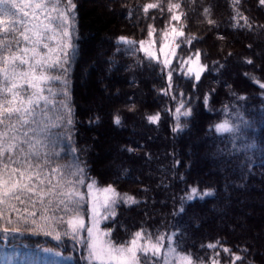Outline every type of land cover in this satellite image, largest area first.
I'll return each instance as SVG.
<instances>
[{"label": "snow or ice", "instance_id": "6c2138e0", "mask_svg": "<svg viewBox=\"0 0 264 264\" xmlns=\"http://www.w3.org/2000/svg\"><path fill=\"white\" fill-rule=\"evenodd\" d=\"M239 3L240 0H233V4ZM259 4L264 6V0H259ZM141 7L145 16L150 9H158L161 15L165 11L164 0L148 2ZM180 8V2L167 0V11L171 13L170 27L161 32L159 38L162 43L157 50H154L157 29L152 24L147 26V41H136L126 36L117 38L119 44L127 46L125 51L143 52L147 60L163 64L161 72L168 69L167 87L161 90L165 95L174 87L171 65L181 46L177 39L185 37L183 24L180 28L171 25V21L180 22L186 17V13L177 14L175 11ZM76 10L74 0H0V233L4 234L3 239L7 240L11 233L21 232L19 226L8 227L13 224L12 216L15 215V223L31 224L33 234L43 233L56 241L69 237L83 244L87 251L86 259L95 264H221L216 258L220 252L206 260L182 249L181 242L176 239L178 231L167 235L164 232L154 234L140 227L129 233L128 240L115 241L111 239L113 229L101 230V221L114 220L116 208L121 204L132 206L140 201L133 195L120 193L112 184L97 187V181L87 175L86 164L74 155L78 149L71 147L74 119L68 98L71 94L70 68L77 54L74 37ZM203 11L207 18L209 8ZM241 19L245 25L238 26L251 28L247 17L242 16ZM207 23L214 25L215 21L207 19ZM218 38L224 39L223 36ZM195 39V36L185 37L182 42L190 44ZM137 44L138 48L135 47ZM158 52L163 54V60ZM246 62L253 63L251 59ZM181 65L187 66L184 75L194 76L195 81L201 80L207 67L201 63L200 50L196 51L194 59L190 56L182 60ZM252 79L264 89V82L255 77ZM209 95L204 96L205 107L208 106ZM179 96L183 97L184 93L180 92ZM172 99L175 100L176 95ZM188 104L190 100L186 104L181 99L175 108L174 133L188 127L187 123L180 122L181 116L193 114ZM235 115L237 123L225 119L210 128L218 134L228 133L235 137L241 131V124H248L242 113ZM146 119L149 123H158L160 114L148 115ZM113 122L119 125L121 117L116 115ZM65 141L69 143L65 144ZM127 150L134 151L131 148ZM69 153L74 155L70 162L58 163ZM81 185L86 186V193L80 190ZM211 195V189L201 191L198 186H190L180 198L179 212H186L185 201ZM85 216H89L90 225L86 224ZM85 231L86 237L83 235ZM202 247L221 248L233 257L230 264L237 261L243 264L245 259L224 247L220 241ZM10 259L5 255L0 264H9ZM248 264L254 262L249 261Z\"/></svg>", "mask_w": 264, "mask_h": 264}, {"label": "trees", "instance_id": "16d2710c", "mask_svg": "<svg viewBox=\"0 0 264 264\" xmlns=\"http://www.w3.org/2000/svg\"><path fill=\"white\" fill-rule=\"evenodd\" d=\"M121 1L123 3L122 6L127 8L126 15H128V17L139 26L135 34H129L123 30H117L115 28L116 18L114 16L105 15L102 10L100 11L98 9L97 6L86 5L84 0H74L77 4V30L74 33L75 43L77 45V54L73 59L69 74V89L71 94L68 99L73 109L74 119V125L70 133V144L71 147L78 149V152L74 155L79 157L83 164H86L87 175L97 181V187H104L112 184L120 193H128L129 195L135 196L137 200L140 201L139 204L132 206L121 204L116 208L117 216L114 220L110 219L101 221V230L111 228L109 224L115 225L117 220L119 221L118 228L120 229V232L115 235V228H111L113 229L111 239L115 241H126L129 239V233L135 232L140 227L145 228L147 225V227L151 229L149 232L152 233H154L159 227V229L163 230L166 235L178 231V240H183L187 250L194 254H198L199 256H204L205 250H207L206 253L213 250L202 247V245L220 241L224 247L230 248L236 254L244 257L245 259L243 264H248L249 261L254 262V264H264V262L260 261L258 258V254L260 253L255 252L253 247L248 242L236 239L226 232L214 231L208 235H198V233H194V231L199 229V225L195 227L193 226L192 228L187 226L186 223L189 221L187 222V218L185 217L182 219V222L178 224H170L172 220L171 215H174L177 208L181 206L180 198L186 194L190 186H198L201 191L211 189L213 190V195L206 196L203 199H196L195 201H185L184 207L186 209H189L190 207H206L208 204L213 203L216 198H221L223 195V185L221 181L218 179L206 180L196 177L195 175H197L198 171L192 167L190 159L188 160L186 158L184 168L178 170V168L182 165V161L181 158L179 160V158H174L173 155H175L174 153L178 154L179 151L181 152L179 148L181 146H179L178 141H181L183 136L187 135L191 131L194 123L198 125V132L207 135L208 139L211 141L212 148L214 147L215 149H219L221 151L219 158L225 159V157H228L229 160L233 159L234 161L240 163L239 165H241L243 173L240 177H238V179L234 178L241 184L240 188H242L243 185H248L249 183L258 182L259 180L264 179V89H262L259 84L255 83L252 79L255 77L261 82H264V70H255L254 67H252L254 63L252 60L253 56L251 54H241V51H238V53L234 56L240 59L239 71L247 84V88L242 90L246 85L244 82H239L241 89H238L233 85L231 80L227 82L224 81L227 77L225 76V69L228 66L225 62L227 61V58L231 56L230 53L233 56V52L228 50L225 56H219L216 59H211L209 49L205 46V44H203V36H205L206 33V30L203 28L205 27V20L209 19L212 15H215L217 21H224V24H227L228 28L226 32H241L243 36H248L251 34L249 31L253 29L252 31H256L261 38H264V17H260L256 12V10L261 8L264 13V6L259 4V0H251L249 2V6L246 5V0H240L239 4H233V0H213L221 2L225 5V7L221 8L217 6V8L214 9L213 5L215 3L208 2L204 9L209 8L210 15L206 18L204 11L200 10V6H204L205 4H203V2L206 3L207 0H172L173 3H181V8L175 10L177 14L184 12L189 15L190 19L192 18L198 22H202L204 25L203 27L198 28L189 27L187 15L182 18L180 22L171 21V25H175L177 28H180L181 24L184 25L183 31L185 32V37L195 36L197 39L193 40L190 44L182 42L185 40V37L177 39V42L181 43V46L177 49V55L172 60L171 65L174 87L168 95H165L161 90L167 87L166 74L168 69L161 72V69L163 68L162 63L157 64L155 61L147 60L145 56L125 51L127 46L119 44L117 38L120 36H126L136 41H139L140 38L147 41L149 39L147 35V26L153 22H158L159 20H161L163 26L159 27L158 25L157 27L155 24L152 25L157 29V33L161 34L166 27H170L169 21L171 13L167 11V0H164L165 11L163 15H161V12L158 9H150L147 16L143 13L141 6L148 2H155V0ZM252 1H254L253 5L251 4ZM187 4H192L194 6L192 12L190 11L187 13L185 10V5ZM129 12H131V15H129ZM242 16L248 18V23L251 24V28L247 26H238L245 25L244 19H241ZM152 17H155V19L153 20ZM211 27L219 28V24L215 22V24L213 26L211 25ZM106 35L110 37L107 46V58H109L110 62L114 64L110 67V70L113 68L117 70L118 68L125 67V73L128 74V71L133 72L134 69H137L138 72L135 74H142L138 76L131 75L128 79L129 82L135 84L136 87H140L141 84L143 88L145 87L143 74H145L147 70H150V73L154 74L152 79L153 83L150 85V88L153 90V99L156 100V103L153 109H149L148 107L146 108L145 96L142 100L136 101L132 92H125V90H123L122 93L123 100L125 102V109H114L111 111V116L107 118V122L102 123V127L121 130L125 127V123L131 120L130 113L139 110L138 114L140 116V127L147 132V136L151 133L148 131H156L154 132L155 136H151L150 139L159 136V132H161L163 136L170 138L171 145H173V142L176 144V152L174 151L175 146H171V149L169 150V153H171L170 156L172 157L171 160L166 163L167 168H163L159 164V167L155 171L156 174L152 176L153 180H146L148 183H145V178H147L145 177V174L144 176H139V179L137 180L133 179L131 176L132 170L129 166L138 164L140 159L143 161L149 159L152 160L153 163H159V157L153 158V153L157 156L158 148L150 144L151 140H143V136H137L135 140L130 138L129 142H135L134 145L131 143L125 144L122 140L121 145L125 153L123 155L125 157H131V164L122 165V173L113 176L107 182H105L106 180H102L103 173L98 170V161L97 159L94 160V153L91 152L93 150H91V146L88 144V135L89 132H91L90 129L92 126L99 127L101 123V115H99L98 111H93L89 115L86 114L87 109L82 108L77 100L75 85L77 84V78L81 73V67L85 64V62L89 61L87 60V55L91 53V47L85 49V44H89L90 42L103 38ZM159 37L160 36H156V45L162 42H159ZM137 46L138 44L135 45V47ZM249 46H251L249 48L253 47L252 44ZM118 49L120 50L118 51ZM197 50H200L201 53V63L207 66L206 70L201 75L200 81H195L194 76L190 77L184 75L187 71V66L182 67L181 65L182 60L187 59L190 56L194 59ZM248 59H251L253 63H247L246 61ZM118 87L119 83H117V88ZM218 89H222L223 91L221 90L220 92ZM180 92L184 93L183 97L179 96ZM205 94H210L207 107L204 105ZM173 95H176L175 100L172 99ZM241 96L245 97V99H238V97ZM181 99H183L186 104L190 100V104H188V106L193 109V114L190 117L181 116L180 122L182 124L187 123L188 127L181 132L174 133L172 131V128L176 123L174 112ZM237 112L243 114V119L248 121V124L247 126L241 124V131L240 133L235 134V137L233 134L228 133L218 134L213 128H210V126L225 119L231 120L232 123H237L238 117L235 115ZM156 113L160 114L159 122L149 123L146 117ZM116 115L121 117V123L119 125L113 122ZM196 115L197 120L193 121V118H195ZM100 131L101 133L103 132L102 130ZM148 142L150 143L148 144ZM68 143V141H65V144ZM248 145L253 146L248 147ZM129 148L134 149V151H128L127 149ZM74 155L71 153L64 155L58 163H68L74 158ZM177 161H179V163H177ZM163 172L165 173L163 174ZM126 173L129 175H125ZM160 178H162V180L166 183H168L169 180L172 182L170 187L169 184H165L162 187L163 189L165 186L170 188V191L167 193L168 198L171 197V199L166 202L167 208L163 210L164 215L167 216V218H165V223L154 220L155 215L152 216L155 214L153 213V209L157 208L149 207L145 211V201L147 200L148 195L155 197L159 196L156 191H149L148 186L149 184H157ZM129 181H131L134 185L137 184L138 187L136 186V189H134L130 184H128ZM239 185L235 188H238ZM180 188L182 194L175 202L172 195ZM80 190L85 193L87 192V188L84 185L80 186ZM87 207L88 205L86 204V208ZM135 209L139 211L137 215L139 217H136ZM184 213L185 212L182 213V216ZM12 219L13 224L8 225V227L19 226L21 228V232L9 234L7 240L3 239L4 234L0 233V250L4 253H10L18 256V258H20L19 262L22 263L23 261L25 262V260H29L30 263H34L36 260L37 262L43 261L47 257L50 259H59L67 256L69 258L68 264L95 263L89 262L86 259V251L83 244L72 241L69 237H62L61 241H56L53 237L44 235L43 233L33 234L30 231L32 227L31 224L20 223L17 225L15 223V215L12 216ZM37 219L39 220L38 217ZM85 221L88 225L91 223L89 216H85ZM136 223H138V226H135ZM60 230L63 229L61 228ZM83 235L85 237L87 236V234L85 235V232ZM190 238L192 241H189ZM78 248H80L79 251L77 250ZM44 249H51V251L46 252ZM244 249H247V251H244ZM215 250L220 252L219 258L221 262L228 263L231 260L232 257L229 253H224L219 247ZM224 254H226L227 257L223 256ZM236 264H241V262L237 261Z\"/></svg>", "mask_w": 264, "mask_h": 264}, {"label": "rangeland", "instance_id": "374dc122", "mask_svg": "<svg viewBox=\"0 0 264 264\" xmlns=\"http://www.w3.org/2000/svg\"><path fill=\"white\" fill-rule=\"evenodd\" d=\"M250 1L251 0H246L247 6H249ZM84 2H86V5L97 6L98 9L100 11L102 10V12L107 16H114L116 18L115 28L117 30H123L129 34H135L137 32L139 26L131 18H129L128 15H126L127 8L122 6L123 3L121 0H84ZM208 2L215 3L213 5L214 9H216L217 6L221 8L225 7V5L219 1L207 0L206 3L203 2V4H205L204 6H200L201 11L204 10V7ZM251 4L253 5L254 1H252ZM193 9L194 6L192 4L185 5L187 13L190 11L192 12ZM256 12L260 17H264V13L261 8L256 10ZM209 19L217 22V24H219V28H212L211 25L207 23V19L205 20V27H203L204 24L202 22H198L192 18L190 19L187 14L189 27H203L206 30L205 36H203V44H205V46L209 49L211 59H216L219 56H225L228 50L233 52V56L232 54L229 57L226 55L228 58L225 63H227L228 66L225 69V76L227 77L224 81L227 82L231 80L233 85L238 89H241L239 82H244L246 86L243 87L242 90L246 89V81L242 78L239 71L240 59L234 55L238 53V51H241V54H251L254 57H252V60L254 61L252 67H254L255 70L258 69V71L264 70V38H261L256 31H252L253 29L249 31L251 34L248 36H243L241 32H226L228 26L227 24H224V21H217L215 15H212ZM152 24H155L157 27L158 25L159 27L163 26L161 20L153 22ZM156 36H160V34L157 33ZM219 36H223L224 39H219ZM109 39L110 37L106 35L103 38H99L96 41L85 44V49L91 47V53L87 55V60L89 61L85 62V64L81 67V73L77 78V84L75 85L77 100L82 108L87 109L86 114L89 115L93 111H98L99 115H101V127L100 125L99 127H91V132H89L88 135V144L91 146V150H93L91 152L94 153V160L97 159L98 161V170L103 173L102 180H110L113 176L122 173V165L131 164V157H125L123 155L125 153L121 145L122 140L125 144L131 143L132 145H134L135 142H129V139L131 138L135 140L137 136H143V140L146 141L148 139L151 140V143L148 142V144L150 143L158 148L157 156L153 153V158L159 157V163H153L152 160L149 159L145 161L140 159L138 164L128 165L132 170L131 176L133 179L137 180L139 179V176L141 177L145 174V177H147L145 178V183H148L146 180H153L152 176L156 174L155 171L159 167V164L161 167L167 168L166 163L169 162L172 157L170 156L171 153H169V150L171 149V146H175L174 151L176 152V144L173 142V145H171L170 138L163 136L161 132H159V136L150 139L151 136H155L154 132L156 131H148L151 133L147 136V132L140 127V116L138 114L139 110L130 113L131 120L127 121L125 123V127L121 130L102 127V123L107 122V118L111 116V111L114 109H125V102L123 100L122 93L123 90H125V92H132L136 101L142 100L145 96L146 108L148 107L149 109H153L156 103V100L153 99V90L150 88L154 77V74H151L150 70H147L145 74H143V82H145L144 88L141 84L140 87H136L135 84L129 82L128 78L131 75L138 76L142 74H135L138 72L137 69H134L133 72L128 71V74L125 73V67L118 68L117 70L115 68L110 70V67L114 64H112L110 59L107 58V46ZM142 39L143 38H140L139 40ZM161 41L162 40H159V42ZM250 44L253 45L252 48H249ZM159 45L160 44L154 45V50H157ZM135 54L145 56L143 52L139 51L135 52ZM158 55L160 56V59L163 60V54L158 52ZM117 83H119L118 88ZM218 90L221 92L222 89ZM195 120H197V115L193 118V121ZM197 129L198 125L194 123L191 131L187 135L183 136L181 141H178L179 146H181L179 147L181 152L179 151L178 154L174 153L175 155H173L174 158H179V160L181 158L182 165L178 168V170L184 168L186 158L188 160L190 159L192 167L198 171L197 175H195L196 177L206 180L218 179L221 181L223 185V195L221 198H216L213 203L208 204L206 207H190L183 214V216L182 213L179 212V206L176 213L171 215L172 220L170 224H178L182 222V219L185 217L187 218V222H190L186 223L187 226L192 228L193 226L195 227L199 225V229L194 231V233H198V235H208L214 231L226 232L236 239L248 242L253 247L255 252L260 253L258 254L259 260L264 262V179L259 180L258 182L249 183L248 185H243V187L240 188L241 184L239 181L235 180L243 173L242 167L239 165L240 163L234 161L233 159L229 160L228 157H225V159L219 158L221 151L219 149H215L214 147L212 148L211 141L208 139L207 135L198 132ZM100 130L103 132L101 133ZM164 173L165 172H163V174ZM125 175L129 174L126 173ZM128 184H130L134 189H136V186L138 187L137 184L134 185L131 181H129ZM165 184H169L170 187L172 182L169 180V182L166 183L162 180V178H160L157 184H149V191L154 190L159 196L155 197L148 195L147 200L145 201V211L149 207L157 208L153 209V213L155 214L152 216L155 215L154 220L163 223H165V218H167V216L164 215L163 210L167 208L166 202L171 199V197L168 198L167 193L170 191V188L166 186L164 189L162 188ZM237 185H239V187L235 188ZM100 188H102V186ZM181 194L180 188L172 195L175 202ZM217 199L220 200L218 201ZM135 213L136 217H139L137 216L139 211L135 209ZM109 225L111 228H115V235L119 234V221L116 220L115 225ZM135 226H138V223H136ZM145 229L151 231L147 225ZM158 232H163V230L158 227L154 234ZM86 234L87 233L85 231V235ZM178 237L179 234L177 236V240ZM179 241L181 242V248L188 251L185 242L183 240ZM189 241H192V239L190 238ZM167 243L168 241L165 240L166 245ZM206 251L207 250L204 252V256H201L206 260L213 257L214 254L218 252V250L215 249L210 250V252L207 253ZM5 255L11 258L9 264H68L67 256L59 259H50L47 257L43 261L37 262L36 260L34 263H30L29 260H25V262L20 263V258H18V256L10 253H4L2 250H0V262L3 261V257ZM223 256L227 257L226 254ZM216 258L220 260L219 257ZM232 259L233 257L228 263L221 262V264H230Z\"/></svg>", "mask_w": 264, "mask_h": 264}, {"label": "bare ground", "instance_id": "6f19581e", "mask_svg": "<svg viewBox=\"0 0 264 264\" xmlns=\"http://www.w3.org/2000/svg\"><path fill=\"white\" fill-rule=\"evenodd\" d=\"M214 53V52H213ZM107 181H109V180H106L105 182H107Z\"/></svg>", "mask_w": 264, "mask_h": 264}]
</instances>
